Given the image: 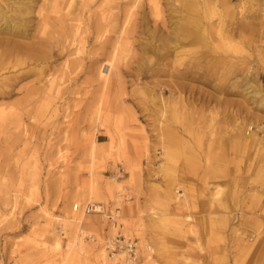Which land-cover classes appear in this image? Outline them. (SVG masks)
<instances>
[{"label":"rangeland","instance_id":"rangeland-1","mask_svg":"<svg viewBox=\"0 0 264 264\" xmlns=\"http://www.w3.org/2000/svg\"><path fill=\"white\" fill-rule=\"evenodd\" d=\"M51 1L0 0V39H17L12 28L19 22L30 34L46 28L47 36L60 37L77 13L83 28L88 17L92 21L94 33L84 48L98 59V69L85 67L70 80L61 71L75 55L65 49L57 55L55 47L46 62L28 57L20 69L31 73L15 80V59L0 55V105L22 107L30 99L25 109L32 111L25 117L27 132L0 121V264H124V249L111 257L106 248L116 237L137 242L136 264H264V144L247 142L245 134L264 138L263 2L79 0L68 6L63 0L53 8ZM187 22L190 38L169 36ZM108 58L117 67L107 82L100 70ZM142 63L148 69L173 63L190 73L179 79L190 101L178 123L181 129L188 125L184 134L162 133L160 85L170 78L142 76ZM49 79H55L54 91H62L53 93L54 106L43 118L46 95L38 96L35 88ZM254 83L262 91L259 99L244 90L249 84L256 88ZM161 137H168L167 153ZM214 184L225 187L224 215L236 222L240 216L252 219L257 228L232 242L230 255L223 241L212 240L205 250L201 240H193L198 231L187 228V215L196 210L188 201L213 198ZM75 202L104 208L86 213L90 225L83 232L68 218L78 211Z\"/></svg>","mask_w":264,"mask_h":264},{"label":"bare ground","instance_id":"bare-ground-1","mask_svg":"<svg viewBox=\"0 0 264 264\" xmlns=\"http://www.w3.org/2000/svg\"><path fill=\"white\" fill-rule=\"evenodd\" d=\"M62 1L63 0H53L51 1L52 3V7H61L62 5ZM79 0H69L68 1V6H72V5H78ZM157 5V2H156ZM63 6V5H62ZM158 6V5H157ZM159 12V11H158ZM129 14H131V12H128ZM91 16V15H90ZM132 16V15H131ZM129 16V18L131 17ZM128 17V15H127ZM74 20H76V23H73L71 26L69 27H65L61 30L62 34L59 36H47L46 34V28H44L41 32V34H30V32H27L26 28L23 27L22 23L19 22L18 25H16L15 28H12V30H14L12 33H15V36H17L18 38L16 39H0V55H4V56H13V58L15 59V61L12 64V67H17L19 66L18 70L14 73V79L15 80H19L21 77L27 76L28 74L31 73V68L29 69H25L22 70L20 69V67L26 62V59L29 58H36V60H42L44 62L48 61L49 58H51L52 56V50L57 47L58 51H57V55H60V53H62L64 51V49L67 51L68 56L71 55H75V57L71 60H69V63L66 64L65 68L63 69V71H61V73L63 75H67L69 77L70 80H77V78L82 74V72L84 71H93L96 69H98V67L94 68V65L98 62V59L94 60V56L91 55V52H87V47L85 50V43L87 41V38L89 37L88 35L93 32L91 30L92 28V21L90 22V17H88V22L86 23L87 27L83 28L82 27V17L79 16V14H74L73 16ZM45 20V17H44ZM130 20V19H129ZM129 20H126V22ZM117 22V21H116ZM115 22V23H116ZM47 23V22H46ZM155 23H159L158 20L155 21ZM45 24V23H44ZM43 24V25H44ZM118 24V23H116ZM7 25H12L11 22H7ZM125 25V24H124ZM159 25V24H158ZM117 27V25H115ZM114 26V27H115ZM94 28V27H93ZM92 28V29H93ZM124 30V29H122ZM191 25H189V23L187 22L186 25H184L181 29L177 30L176 27H174L172 29V32L169 33V36L172 38H177V37H184V38H188L191 35ZM94 33V32H93ZM30 34V35H29ZM108 36V35H107ZM105 37V36H104ZM29 38V40H23V39H27ZM190 38V37H189ZM53 39H56L55 41ZM75 47V51H72V48ZM177 47L176 44L171 45V49L172 50H176L175 48ZM115 48V47H114ZM117 49V47H116ZM112 50V49H111ZM119 50V49H117ZM87 52L86 56H84L83 54ZM119 52V51H118ZM117 52V53H118ZM94 53V52H92ZM98 54V53H97ZM108 55L110 53H107ZM112 55V54H111ZM117 55V54H116ZM99 56V55H97ZM118 56V55H117ZM111 57V56H109ZM114 53H113V58H114ZM119 58V57H118ZM100 59V58H99ZM108 58L103 66H107V71H105V67L102 66V70H100V75L101 77H103L107 82L110 80V75H112L113 73V69L115 68V64L113 62L112 59ZM84 60H86V64L83 63ZM67 61V60H66ZM4 62V61H2ZM11 62V60L5 61L2 64L1 69H5L8 68L9 63ZM70 63L72 65H70ZM117 64V63H116ZM101 66V64L99 65ZM168 66V65H167ZM85 67H88V69L85 70ZM117 67V66H116ZM147 66L144 67L143 63L140 65V68L138 70L139 74H142V76H151V75H158L160 73H166L167 75H169V80L165 81L164 85H160V96H159V104L160 105V109H159V114L158 109H157V116H160V120L162 121L161 124H163V134L166 132L168 133L171 137L176 135L180 130H182V133L184 134L187 130H188V125H183V129L179 128L178 123L182 122L183 120L181 118V114H184L186 111H188V103L190 101H187L186 96L181 94V90L185 89V84L183 81H179V79H186L188 77V74H190L188 72L187 69L185 70H181L179 69L176 64H169V67L166 68H162V67H154L151 66L148 68H146ZM99 68V69H100ZM20 69V70H19ZM123 70V69H121ZM94 73V71H93ZM97 73V72H96ZM2 74V73H1ZM0 74V75H1ZM42 71H40V75H42ZM98 75V73H97ZM100 77V79H101ZM11 77H7L4 76L3 79H9ZM55 78V77H54ZM50 80V79H49ZM103 80V79H102ZM105 82V81H104ZM103 82V83H104ZM250 82V81H249ZM257 82V81H256ZM55 79L50 80L49 83H46L44 85L39 86L38 88H35L36 92L38 93V96L40 95H46L45 96V102L42 104V108L41 110L43 112H41V116L43 118L47 117V113L45 112L48 111L50 108H52V106H54L53 104V93L55 91H57L58 95L60 93L61 87L58 86L56 87V90L54 91V87H55ZM61 84V83H59ZM255 84V83H254ZM57 85V84H56ZM157 85V84H156ZM258 85V83H257ZM256 84L254 85L255 87L257 86ZM253 85L249 84L244 90H246L245 93H249L250 95L255 96L257 99L260 98V96H262V91L260 89V86L258 85L256 88L252 87ZM147 89H149V91H153V89H151L150 87H148ZM33 89H30V91ZM7 90L3 89V93L6 92ZM244 92V91H243ZM1 93V90H0ZM168 93V95H166ZM154 102V101H153ZM22 103V102H20ZM30 99H28V103H26L24 106H16L17 104L19 105V102L17 104L14 103L15 106H8L7 104H3L0 105V121L2 123L5 122H12L15 124L16 128H23L26 132L29 130V126L28 124L26 125L25 122V117L26 116H31V109L27 108L25 109V107H27L29 105ZM263 103V102H262ZM156 104V103H155ZM6 105V106H4ZM8 106V107H7ZM56 107V106H55ZM155 107V106H154ZM159 106H156V108H158ZM58 108V107H57ZM183 108L186 109V111L183 110ZM14 109V110H13ZM55 110V109H54ZM50 111V110H49ZM54 114V113H53ZM57 114V113H55ZM187 114V112H186ZM27 117V118H28ZM156 118V116H155ZM29 119V118H28ZM31 119V118H30ZM50 119V118H49ZM37 121V119H36ZM185 123V122H184ZM242 123V122H241ZM235 125V124H234ZM236 127V129H238V126H234ZM245 129V128H244ZM246 131V130H245ZM23 132V131H22ZM21 132V133H22ZM235 132V131H234ZM238 132V131H237ZM19 133V131H18ZM24 134V132H23ZM133 134V133H132ZM239 134V133H238ZM241 134V133H240ZM246 140L247 142H251L250 140H256L261 144H264V138H258V134H254L251 131H246ZM124 135V134H123ZM126 135V134H125ZM21 136V135H20ZM25 136V135H24ZM237 136V135H235ZM126 137V136H125ZM122 138V137H121ZM168 138V137H167ZM167 138H162V143H164V150L167 153V146L165 145V142L167 141ZM174 138V137H172ZM113 139V138H112ZM233 140V138H232ZM124 141H126V139L124 138ZM124 143V142H123ZM95 144V143H94ZM126 147V146H123ZM126 150V148H125ZM262 150V149H261ZM128 152V151H127ZM149 152V151H148ZM91 155L94 156V145L92 146L91 149ZM126 155V154H125ZM124 156V154H123ZM128 156V154H127ZM127 158V157H126ZM28 165V164H27ZM92 167V166H91ZM27 168V167H26ZM92 171V170H91ZM92 174V172H91ZM95 180V178H94ZM91 181V179H90ZM111 182V181H110ZM92 183V182H91ZM114 183V182H113ZM94 184V183H93ZM112 185V184H111ZM115 186V185H114ZM117 188V187H116ZM216 188L218 189V196H217V200L221 199V193H222V189L219 185H216ZM94 189V188H93ZM92 189V190H93ZM225 189V188H224ZM120 192V191H118ZM225 192V191H224ZM93 193V192H92ZM94 194V193H93ZM182 193L179 190V187H176V197L180 198V195ZM86 193L83 194V196H85ZM95 197V196H94ZM83 198V197H82ZM82 198H78L77 201H82ZM117 199V198H116ZM120 198H118L119 200ZM96 200V199H95ZM118 202V201H117ZM73 204V208L75 205H80L78 202L72 203ZM99 204V202H98ZM70 209V208H69ZM71 211V210H70ZM116 213V212H115ZM92 215V214H91ZM66 217V216H64ZM93 217V216H92ZM70 222L76 227L79 226V232H83L84 230V224H88L90 225V223H88L87 221V217H86V213L83 211V209H79L76 212H73L71 214V216L68 217ZM67 218V219H68ZM60 219V218H59ZM161 219V218H160ZM95 220H97L95 218ZM62 220L60 219V222ZM162 221V219H161ZM157 222V221H156ZM63 223V221L61 222ZM163 223V221H162ZM113 225V224H111ZM66 227V225H65ZM74 228V227H73ZM102 230V229H101ZM69 231V230H67ZM66 232V231H65ZM71 232V231H70ZM113 232V231H112ZM111 232V233H112ZM67 233V232H66ZM73 233V232H72ZM71 233V234H72ZM85 233V232H84ZM74 234V233H73ZM69 235V234H68ZM89 235V234H88ZM92 235V234H91ZM58 236V235H57ZM83 236V235H82ZM69 237V236H68ZM73 237V236H72ZM60 239V238H59ZM84 239V238H83ZM119 239L118 237L113 238V240H110L108 242V244L114 246V243L116 242V240ZM72 240V238H71ZM77 240V239H76ZM57 241V240H56ZM128 241V240H126ZM61 242V241H59ZM59 242H57V245H59ZM82 242V241H81ZM80 242V244H82ZM73 243V240H72ZM78 244V243H77ZM55 245V244H54ZM75 246V244H74ZM58 247V246H57ZM78 247V246H77ZM76 247V248H77ZM73 248V247H72ZM79 248V247H78ZM107 248V245H106ZM152 247L150 245H147V249H151ZM76 250V249H75ZM108 250V248H107ZM71 251V250H70ZM77 251V250H76ZM84 252V250H82ZM69 252V251H68ZM78 252V251H77ZM71 253V252H70ZM76 253V252H75ZM109 253V251H108ZM69 254V253H68ZM72 254V253H71ZM75 255V254H74ZM77 256V254H76ZM69 257V256H68ZM74 258V257H73ZM75 259V258H74ZM87 261V260H86ZM85 261V263H86ZM104 261V260H103ZM105 263V262H104ZM124 264H126V260L124 262Z\"/></svg>","mask_w":264,"mask_h":264},{"label":"crops","instance_id":"crops-1","mask_svg":"<svg viewBox=\"0 0 264 264\" xmlns=\"http://www.w3.org/2000/svg\"><path fill=\"white\" fill-rule=\"evenodd\" d=\"M261 1L263 2L264 7V0ZM188 155L190 154L188 153ZM190 156H193V158L195 157L194 154H191ZM201 160L202 162L206 161V159L203 157ZM219 186L222 189L221 199L219 200L216 199L218 196V189L214 184L213 188L215 189V195L213 198L208 199L204 197L196 201H188L190 204L189 209L196 210L194 211V213H189L187 215L186 222L188 232L192 231V229L198 231V236H194L193 240H201L203 243V248L205 250H207V248L209 247L210 241L218 240L224 242V246L226 247V250L230 255V249L232 250L231 243L237 242L238 240H245L246 236L250 235L251 232L256 231L257 228L252 219L245 218L244 220H242L240 216L238 217V222H236L234 220H230V216L224 215L225 212H223L222 210L223 208L228 206H225V199L223 197L225 187L223 185ZM202 190L205 191L204 185ZM241 209L242 207H240V210ZM199 255L207 258L206 254Z\"/></svg>","mask_w":264,"mask_h":264},{"label":"built area","instance_id":"built-area-1","mask_svg":"<svg viewBox=\"0 0 264 264\" xmlns=\"http://www.w3.org/2000/svg\"><path fill=\"white\" fill-rule=\"evenodd\" d=\"M264 132V125H263ZM83 209L85 213L91 212H103V205L97 204L96 202H88L86 205H75L74 210ZM107 248L109 251V255L113 257L115 252L119 249H124L127 252L126 264H136L138 260V246L135 240H131L130 238L126 241L125 237L123 239H117L114 243V246L107 244Z\"/></svg>","mask_w":264,"mask_h":264}]
</instances>
